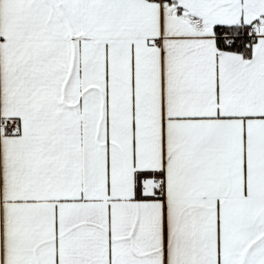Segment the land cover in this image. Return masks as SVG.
I'll list each match as a JSON object with an SVG mask.
<instances>
[{"label": "snow or ice", "instance_id": "6c2138e0", "mask_svg": "<svg viewBox=\"0 0 264 264\" xmlns=\"http://www.w3.org/2000/svg\"><path fill=\"white\" fill-rule=\"evenodd\" d=\"M0 264H264V0H0Z\"/></svg>", "mask_w": 264, "mask_h": 264}]
</instances>
